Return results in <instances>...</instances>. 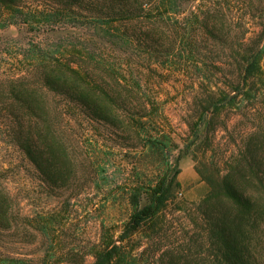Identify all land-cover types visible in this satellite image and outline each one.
<instances>
[{
  "label": "trees",
  "instance_id": "1",
  "mask_svg": "<svg viewBox=\"0 0 264 264\" xmlns=\"http://www.w3.org/2000/svg\"><path fill=\"white\" fill-rule=\"evenodd\" d=\"M263 2L0 0V28L61 29L79 39L52 52L32 44L19 75L0 76V139L70 200L100 166L99 151L81 144L74 130L85 122L111 128L136 142L137 156L165 165L125 191L127 223L115 240L102 235L90 264H133L126 244L157 227L174 203L181 154L192 155L206 192L196 207L201 228L178 251L170 248L167 264H264ZM246 15L257 18L261 32L249 35ZM94 37L102 50L86 46ZM175 75L189 88L180 145L160 127L164 117L152 91ZM221 131L234 146L222 167L198 156ZM75 150L90 170L80 183ZM39 225L46 235L47 221ZM37 228L34 213L0 177V264H83L54 255L36 260L10 248L32 244Z\"/></svg>",
  "mask_w": 264,
  "mask_h": 264
},
{
  "label": "rangeland",
  "instance_id": "2",
  "mask_svg": "<svg viewBox=\"0 0 264 264\" xmlns=\"http://www.w3.org/2000/svg\"><path fill=\"white\" fill-rule=\"evenodd\" d=\"M198 2L195 1L194 5ZM258 16L259 13L255 17ZM246 17L250 27L249 35L261 32L262 27L256 24L257 18L251 21L248 15ZM71 36L61 29L30 30L26 26L0 28V76L19 75L25 58L30 56L27 53L30 45L33 44L43 52H52L72 40L79 41L75 34ZM88 38L86 46L89 49L102 50L104 46L99 39ZM183 80V76L175 75L167 80L162 79L160 84L152 88L158 96L164 117L160 127L170 133L178 145L187 131L183 116L186 103L184 96L189 94V88ZM74 130L80 134L81 144L90 145V148L99 151L100 166L95 180H89L86 184L83 177L90 170L81 166L83 157L80 151L75 150L74 158L76 164L80 165L78 180L79 183L83 182L79 195L71 200L67 199L68 192L48 187L39 173L27 165L16 148L0 139V177H4L13 192L19 194L25 209L31 210L38 221L32 244L10 246L18 254L32 253L36 260L45 255L49 258L54 255L55 259L62 258L74 263L82 260L83 264H90L93 261L91 249L100 244L102 235L107 233L115 240L127 223L130 207L125 201V191L136 183H145L165 169L164 164L159 165L152 159L137 156L136 142L123 140L109 127L85 122ZM227 136L225 131L218 132L212 144L198 156L217 160L222 167L234 148ZM177 151L170 154L169 165L174 164L172 159ZM177 168L178 188L174 192V203L164 211V217L157 227L153 230L143 228L126 244V259L133 264H167L170 248L178 251L185 245L187 238L194 236L201 228L196 220V207L206 192L205 184L196 173V164L191 154H181ZM27 182L32 183L28 189L24 187ZM43 220L48 223L46 235L39 225ZM206 251L204 247L201 253ZM173 255L177 256L176 253Z\"/></svg>",
  "mask_w": 264,
  "mask_h": 264
}]
</instances>
